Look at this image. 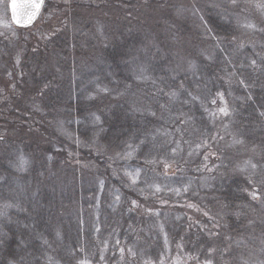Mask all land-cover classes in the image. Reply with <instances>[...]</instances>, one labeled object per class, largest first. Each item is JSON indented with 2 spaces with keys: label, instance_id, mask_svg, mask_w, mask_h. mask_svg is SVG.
Here are the masks:
<instances>
[{
  "label": "trees",
  "instance_id": "obj_1",
  "mask_svg": "<svg viewBox=\"0 0 264 264\" xmlns=\"http://www.w3.org/2000/svg\"><path fill=\"white\" fill-rule=\"evenodd\" d=\"M77 3L97 21L0 42L21 53L0 104V264H206L222 232L240 243L221 264L264 262V0Z\"/></svg>",
  "mask_w": 264,
  "mask_h": 264
},
{
  "label": "rangeland",
  "instance_id": "obj_2",
  "mask_svg": "<svg viewBox=\"0 0 264 264\" xmlns=\"http://www.w3.org/2000/svg\"><path fill=\"white\" fill-rule=\"evenodd\" d=\"M175 1V0H173ZM178 6L181 8L183 6V10L187 16L190 15H198L201 14V7L207 3H216L219 0H176ZM49 2V3H48ZM78 0H46L45 9L38 17L37 21L34 25L27 27H17L15 26L10 18L8 3L9 0H0V42L7 44L10 47H14L15 44H25V42L31 43V45H36L34 47H42L43 43L49 39L55 32L61 29L64 25H69L70 18L69 16L73 13V11L80 12L81 16H83L84 20L88 21H97L96 14L94 16L91 15L92 9L91 6L77 7ZM85 2V1H83ZM48 3V4H47ZM48 7V10H47ZM183 11V12H184ZM259 18L254 17H242V23L245 25L246 29L249 31L250 28L253 27L254 23ZM19 42V43H18ZM23 42V43H22ZM36 48V49H37ZM6 55L2 54L0 51V104L2 102L7 101L8 91L14 90L15 88V79L16 76L19 75L15 73V66L18 65L20 61L21 53L13 52L11 59L5 58ZM13 66V67H12ZM3 75L5 77L3 78ZM223 128H220L219 132L222 133ZM222 138V137H221ZM182 140H180L181 142ZM225 142L226 139H225ZM201 147V142L196 145V147L189 148L188 153L193 154L197 152L198 149ZM208 151L205 153V157L208 165L206 164V169L208 170L202 175L204 178L205 183L208 185L210 182V173L216 169L218 165L215 163L213 159L210 157L213 155L214 157H220L221 154L215 148V146L210 145L208 147ZM199 151V150H198ZM209 159V160H208ZM243 166L239 164V170L242 169ZM204 176V177H203ZM184 178H180V182L182 183V187L186 188V180H182ZM202 180V179H201ZM187 211L192 212L193 218L199 219L201 216L197 214V211L193 205H188L185 207ZM198 210V209H197ZM152 213V212H151ZM154 213V212H153ZM144 214L149 215L150 212H144ZM207 214H203L205 216ZM208 217V216H207ZM158 225L159 221L155 220L154 222ZM217 226V225H216ZM222 228V227H221ZM219 227H214L215 230H220ZM227 233L222 232L221 239H217L215 243V248L218 250L217 255L214 258H210L206 260V264H221L219 261L223 259L225 255H228L230 249L233 246H236L240 243L239 238L229 239L230 236H227ZM229 256V255H228ZM244 254L236 252L232 257L233 264H264L263 261L255 260L253 261L250 257H244ZM169 261V262H167ZM163 260L161 264H188V260H182L177 255L171 258V260ZM186 261V262H185ZM160 264V263H159Z\"/></svg>",
  "mask_w": 264,
  "mask_h": 264
},
{
  "label": "water",
  "instance_id": "obj_3",
  "mask_svg": "<svg viewBox=\"0 0 264 264\" xmlns=\"http://www.w3.org/2000/svg\"><path fill=\"white\" fill-rule=\"evenodd\" d=\"M39 4L38 9H33L31 5ZM46 0H9L8 8L12 23L17 27H30L34 25L38 17L44 10ZM35 12L29 20L28 16Z\"/></svg>",
  "mask_w": 264,
  "mask_h": 264
},
{
  "label": "snow or ice",
  "instance_id": "obj_4",
  "mask_svg": "<svg viewBox=\"0 0 264 264\" xmlns=\"http://www.w3.org/2000/svg\"><path fill=\"white\" fill-rule=\"evenodd\" d=\"M31 7L33 8V9H38L39 8V4H33V5H31ZM33 15H35V12H32L29 16H28V19L30 20L31 18H32V16ZM221 111H224V109H221ZM26 163V161H21V166H23V164H25Z\"/></svg>",
  "mask_w": 264,
  "mask_h": 264
}]
</instances>
